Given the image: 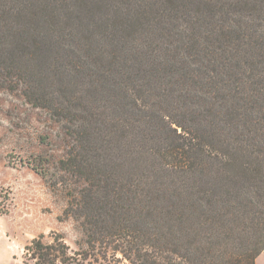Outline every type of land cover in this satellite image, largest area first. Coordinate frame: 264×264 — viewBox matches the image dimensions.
<instances>
[{"label": "trees", "instance_id": "16d2710c", "mask_svg": "<svg viewBox=\"0 0 264 264\" xmlns=\"http://www.w3.org/2000/svg\"><path fill=\"white\" fill-rule=\"evenodd\" d=\"M0 87L69 136L83 239L35 264H257L264 0H0Z\"/></svg>", "mask_w": 264, "mask_h": 264}, {"label": "rangeland", "instance_id": "374dc122", "mask_svg": "<svg viewBox=\"0 0 264 264\" xmlns=\"http://www.w3.org/2000/svg\"><path fill=\"white\" fill-rule=\"evenodd\" d=\"M69 145L46 109L20 89L0 87V264H35L26 249L34 240L74 250L83 239L79 223L65 215L69 195L84 186L61 168ZM257 264H264V252Z\"/></svg>", "mask_w": 264, "mask_h": 264}]
</instances>
